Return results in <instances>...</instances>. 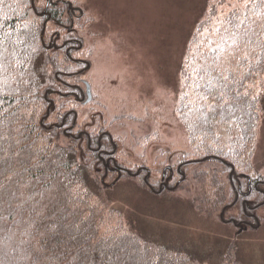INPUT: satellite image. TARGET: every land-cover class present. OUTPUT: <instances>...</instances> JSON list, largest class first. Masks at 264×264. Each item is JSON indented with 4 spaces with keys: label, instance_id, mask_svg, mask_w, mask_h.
<instances>
[{
    "label": "trees",
    "instance_id": "16d2710c",
    "mask_svg": "<svg viewBox=\"0 0 264 264\" xmlns=\"http://www.w3.org/2000/svg\"><path fill=\"white\" fill-rule=\"evenodd\" d=\"M77 8L0 0V264H247L235 240L161 238L116 207L115 190L184 194L210 220L260 228L264 0L204 1L179 72L188 147L157 170L126 159L109 124L80 123L93 50Z\"/></svg>",
    "mask_w": 264,
    "mask_h": 264
},
{
    "label": "rangeland",
    "instance_id": "374dc122",
    "mask_svg": "<svg viewBox=\"0 0 264 264\" xmlns=\"http://www.w3.org/2000/svg\"><path fill=\"white\" fill-rule=\"evenodd\" d=\"M204 1L78 0L73 10L76 17L83 15L86 26L79 33L85 48L93 50L86 59L93 106L82 111L80 123L87 121L88 131L109 124V133L123 141L120 147L129 161L147 162L157 170L163 163H175L188 147L176 111L179 72ZM124 116L111 124L115 117ZM256 146L254 165L264 175V113ZM115 193L117 208L127 215L137 211L141 225L161 238L235 240L247 264H264V211L259 229L238 230L190 209L184 194L164 199L125 182Z\"/></svg>",
    "mask_w": 264,
    "mask_h": 264
},
{
    "label": "water",
    "instance_id": "95a60500",
    "mask_svg": "<svg viewBox=\"0 0 264 264\" xmlns=\"http://www.w3.org/2000/svg\"><path fill=\"white\" fill-rule=\"evenodd\" d=\"M87 88H88V97H89L88 103H89V102H91V99H92V96H91V88H90L89 85L87 86Z\"/></svg>",
    "mask_w": 264,
    "mask_h": 264
}]
</instances>
